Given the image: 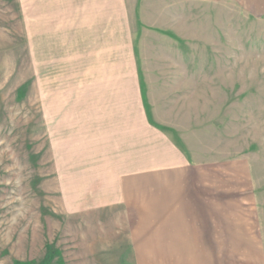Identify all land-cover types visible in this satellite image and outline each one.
I'll return each instance as SVG.
<instances>
[{"label": "rangeland", "instance_id": "1", "mask_svg": "<svg viewBox=\"0 0 264 264\" xmlns=\"http://www.w3.org/2000/svg\"><path fill=\"white\" fill-rule=\"evenodd\" d=\"M142 2L145 27L177 39L151 30L138 47L144 189L110 191L63 189L60 174L73 162L67 113L81 104L73 13L89 0H0V264H179L169 245L183 224L168 205L186 192L157 189L169 176L148 173L169 142L199 170L189 197L214 206L199 213L239 218L258 250L236 257L264 264V0ZM128 73L106 87L126 83L135 108L131 63Z\"/></svg>", "mask_w": 264, "mask_h": 264}, {"label": "crops", "instance_id": "2", "mask_svg": "<svg viewBox=\"0 0 264 264\" xmlns=\"http://www.w3.org/2000/svg\"><path fill=\"white\" fill-rule=\"evenodd\" d=\"M92 2L89 0L88 5H79L81 8L73 13L72 19L73 61L82 82L79 86L81 104L72 106L69 109L71 112L67 113L71 123L65 127L72 129L65 131L67 134L64 132L63 136L66 138L68 135L66 141L73 144L69 156L73 162L66 166L70 169L66 174H63L65 171L60 172L63 189H71L68 186L71 184L73 190H143L146 117L139 66V56L144 61V50L139 46L143 45L145 34L152 29L145 27L142 0H105L104 4ZM152 31L170 38L158 39L159 42L169 44L174 39L169 37L168 32H172L169 29L157 27ZM57 40L60 46L61 39ZM114 63L117 64L115 69ZM129 63L133 67L134 92L139 101L135 108L127 106L126 83L120 86L116 94L109 93L106 87L107 78L112 73L119 80L128 77ZM86 110L88 119H85ZM165 144L158 146V156H152L154 168L152 166L153 172L148 173L163 176V179L169 176L168 180L163 181L167 188L157 186V189L186 192L183 198L169 201L168 205L169 218L173 217L175 222L183 224L178 227L180 232L176 238L171 236L170 239L169 254L176 256L173 262L177 256H182L179 264H238L236 256L256 255V234L249 230L241 231L239 218L233 215L225 217L222 211L219 220L214 221L216 217L210 219L203 211L199 213V207L214 208L209 204L199 206L196 200L189 197L188 192L196 189L199 170H195L191 154L182 152L172 144ZM95 184L98 186L94 187ZM209 255L211 258L207 257ZM193 256H196L195 260Z\"/></svg>", "mask_w": 264, "mask_h": 264}]
</instances>
